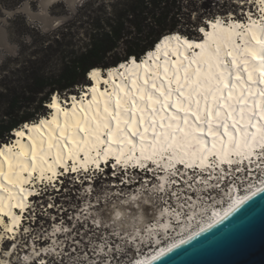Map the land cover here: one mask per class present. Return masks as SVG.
Listing matches in <instances>:
<instances>
[{"label": "snow or ice", "instance_id": "1", "mask_svg": "<svg viewBox=\"0 0 264 264\" xmlns=\"http://www.w3.org/2000/svg\"><path fill=\"white\" fill-rule=\"evenodd\" d=\"M119 2L122 0H104L108 17L115 18ZM83 3L0 0V45L12 54L17 44L30 47L19 39L10 45V31L21 37L41 30L46 33L57 25L62 29L66 17L78 14ZM243 3L233 0L226 7L239 15ZM255 6L262 15L252 19L249 12L246 24L219 17L203 27L197 24L196 31L204 37L201 43L180 29L162 34L147 59L138 63L136 57H128L133 70L119 65L129 75L117 69L122 82L112 92L99 94L104 97L102 106L96 101L91 114L83 111L74 118L73 112L70 117L53 103L51 107L64 117L62 124L55 121L58 135L53 136L52 121H42L49 135L46 140L30 137L27 156L23 151L12 153L11 148L7 153L0 150V191L14 188L18 193L7 211L5 198L0 197V264H146L134 259L139 245L152 243L159 229L166 234L174 223L180 225L202 215L207 202L215 200L213 192L219 195L231 185L225 193L231 199L230 192L253 174L262 177L260 184L264 185V0H255ZM191 19L196 20L195 12ZM152 23V17L145 20V25ZM124 25L121 47L139 35L131 14ZM103 30L112 35L111 20ZM161 52L163 60L158 55ZM170 53L175 59L169 58ZM90 75L99 81L101 72L95 69ZM33 128L38 130L37 125ZM130 166L143 175H132ZM106 169L119 184L139 182L140 187L127 199H120L122 191L109 193L98 183ZM35 172L41 187L34 191L23 185L32 184ZM22 173L28 176L22 177ZM147 173H153L156 180L145 179ZM256 192H264V187ZM30 197L36 199L29 201ZM249 199L248 195L235 197L223 216L213 213L219 219L207 228L227 219ZM81 200L84 207L77 203ZM144 205L159 210L158 216L151 217V226L144 222ZM69 208L76 211L69 213ZM130 209L136 210L131 217ZM53 221L48 232L45 225Z\"/></svg>", "mask_w": 264, "mask_h": 264}, {"label": "trees", "instance_id": "2", "mask_svg": "<svg viewBox=\"0 0 264 264\" xmlns=\"http://www.w3.org/2000/svg\"><path fill=\"white\" fill-rule=\"evenodd\" d=\"M183 1L192 2L122 0L114 9L115 18L108 17L104 7L94 10L93 5L88 4L83 11L90 22L89 27L81 28L75 24L77 21L68 22L51 36L52 41L36 30H33L35 35L17 37L30 47L20 46L18 56L9 58L0 69V145L13 138L11 132L14 129L45 116V103L53 94L58 93L63 98L87 84V74L91 69L118 67L128 62L129 56L140 58L153 48L154 42H160L162 34L176 29L189 38H198L200 35L196 28L197 24L204 25L202 16L194 23L193 32L179 27L182 21H191V17L183 12ZM129 14L135 19L139 35L126 47H121L119 37L125 31L124 21ZM148 17L153 18L151 25H145ZM109 20L112 35L103 30ZM80 33L86 36L81 45L76 42ZM56 56L59 59L53 65Z\"/></svg>", "mask_w": 264, "mask_h": 264}, {"label": "bare ground", "instance_id": "3", "mask_svg": "<svg viewBox=\"0 0 264 264\" xmlns=\"http://www.w3.org/2000/svg\"><path fill=\"white\" fill-rule=\"evenodd\" d=\"M242 7H244V11L245 12L246 11H250L251 14H255L254 12H259L262 15V13L259 11V8L255 6V1L254 0H246V2L243 3ZM244 16H245V14H244ZM220 18L225 19V17H222V16ZM229 18L231 19V16H228L226 18L227 21L230 20ZM235 18H238V17H235ZM235 18L233 17L229 23H237V22L238 23H243L241 19L237 20ZM252 19H258V17H256L254 15L252 17ZM244 24H246V21L244 22ZM206 31H211V28L210 29L206 28ZM198 34H200V33H198ZM200 36H201V39H195V42H197V43L203 42L204 37L202 35H200ZM195 51H199V49H196ZM158 55H160V59L161 60L165 59V57L163 56L162 52L158 53ZM169 58L175 59V57L171 56V53L169 54ZM145 59H147V58H145ZM137 62L140 63L139 60H137ZM124 63H126V62H123L122 64H124ZM149 63H151V61H149ZM125 65H126V68L129 69V71L133 70V69H131V66L128 65V63L125 64ZM126 68H119V72L124 73L125 76L129 75V71H126ZM108 69H110V70L107 71V73H105V74L102 73V71H100L101 72V76H100L99 81L93 79L90 76L93 79V81H94V86L93 87L90 86L91 88L89 87L88 90L83 91L82 92L83 93L82 96L79 97V96H76V95L72 94L71 96H73V97L71 98V101H70V99H68V98L67 99L59 98V95L55 94L56 96L53 97L54 99L52 98L51 100H54L53 103H57L60 108L67 110L69 112V116L70 117H72L73 112H75V114H76V116L74 118H79L82 115L83 111H87V112H89L91 114L92 110H94L96 108V106H97L96 101H99L101 106H102L104 97L100 96L99 94L101 92H105V93L112 92L114 85H119L122 82V78L119 75V73L117 72L118 67H113V68H108ZM137 71H142V70H137ZM88 81L91 82L89 77H88ZM105 81H107V83H105ZM124 82L126 83L127 81H124ZM93 89H95V92L93 91ZM51 105L49 107L50 108L49 109V113H50L49 116H43L37 122L28 123V125L26 126L27 129H25L22 126H21L22 129H20V128L16 129L15 130V135H12L13 136L12 141L2 144V146L0 147V150H3L5 153H7L8 149L11 148L12 153H19V152L23 151L25 156H27V154H28V146L31 143V141L29 139L30 137H37V138H41L42 137V138H44L46 140L48 135H49L48 127H44V126L41 125L42 121H52L53 123H52L51 127L53 129V136L55 137L56 135H58V129L56 128L55 121H59L62 124L63 120H64V117H63L62 113L58 115L57 114V109L54 108V107H51ZM69 122L71 123V120ZM33 125H37L38 126V130L34 129ZM18 132H23L24 135L23 136H18L17 135ZM209 139H211V138H209ZM136 155H139V152H137ZM47 159H48V163H52V158L51 157H48ZM111 159L112 158H110V160ZM0 160H3V157H0ZM80 160H83V154H81ZM67 163L71 164L72 162L71 161H67ZM37 167H39V162H37ZM177 167H181V166L178 165ZM6 168H7V164L5 163V169ZM188 171H189V174H190L191 170H188ZM21 175H22V177H26V176H28V173H22ZM31 175L33 177L32 184L31 185L30 184H24L23 186L25 188L32 187L34 191L38 190V186H40L41 183L36 179V177H38L39 173L35 172V173H32ZM159 175H164V173L160 172ZM145 177L146 178L147 177H151L153 179L152 182H154L156 180V177L153 175V173H152V176L146 175ZM148 180H150V179H148ZM5 186L8 187L6 182H5ZM123 186H125V185H123ZM261 187H264V185H262ZM253 192H256V189L248 191V192H245L243 194H237V196H240V197H243L245 195L252 196ZM132 194H134V193H132ZM9 195H11L13 197V199L11 201L9 199H7V197ZM17 195H18L17 190L14 189V188L11 189L10 192L0 191V197H4L5 198L4 201H3L4 210L5 211H7L8 206H9L10 203L11 204H15L16 203V199L15 198H16ZM237 196H235V197H237ZM235 197L232 198L231 200L235 199ZM125 198L126 197H120V199H125ZM35 199H36V197H30L29 201H32V200H35ZM230 204H228L227 206H223L222 208H220V210L216 211L215 213H218L219 216H223L225 211L229 208ZM125 206H128V205H122L121 207H125ZM12 210L19 214V209L13 208ZM129 214H132V212L130 210H129ZM25 215H27V214L25 213ZM158 215H159V212H158ZM219 216H217V217L212 216L209 220L204 221V222H202L201 225H197L196 226L195 222H196V220L199 217L197 215L196 218L194 220H191L190 223H185V226H184V228L182 230L184 232L181 234L182 236L181 237H177V238H173V239H171L172 241H170V242H166V240L168 241L169 238H172V236L174 234V228L175 227L173 226L172 228H169L167 230L166 234H165L164 229H159V235H156V236L153 237V242L152 243L142 244V245L146 246V249L147 248L151 249L153 247L154 248L150 252H148L147 254L141 255L136 260L145 261L146 264H149L150 262L156 260L160 256L164 255L165 253H167L170 250H172L173 248H175V247H172L173 244H176L178 246V245H180V243H179L180 240H182V239L183 240H189V237L194 238V237L198 236V235L193 236V234L196 233V232H199L201 228H207V224L211 223L212 220H214V219H219ZM192 225H195V226L192 228L191 227ZM214 226H215V224H214ZM189 227H191V228H189ZM209 229L210 228H207V230H209ZM206 231L200 232V234H202V233H204ZM142 235H143V233H142ZM163 239L165 241H163Z\"/></svg>", "mask_w": 264, "mask_h": 264}, {"label": "water", "instance_id": "4", "mask_svg": "<svg viewBox=\"0 0 264 264\" xmlns=\"http://www.w3.org/2000/svg\"><path fill=\"white\" fill-rule=\"evenodd\" d=\"M187 241L149 264H264V192Z\"/></svg>", "mask_w": 264, "mask_h": 264}, {"label": "rangeland", "instance_id": "5", "mask_svg": "<svg viewBox=\"0 0 264 264\" xmlns=\"http://www.w3.org/2000/svg\"><path fill=\"white\" fill-rule=\"evenodd\" d=\"M232 2H233V0H192V2H190V1H183L182 6H183V12L185 14L189 15L190 17L192 16V13L193 12L196 13V20H197V18L199 16H202V21L204 22V25H205L206 21L208 19H210L211 17L212 18H215L217 16H222V17L227 18L228 16H231L230 14H232L233 16L238 17V18L244 17L243 12L238 15L235 12H231V10L226 7L228 4H232ZM245 2H246V0H244V3ZM88 4H92L93 5V9L94 10H97L100 7H104L103 6L104 0H84V3L77 10L78 11V14H70V15H68L66 17L65 24L68 23V22L77 21V22H75V24L78 25L79 27H81V28L89 27V23L90 22L84 17V16H87V15H85L86 12L83 11V8L85 6H87ZM55 11H56V7L53 8V12L54 13H55ZM243 11H244V7H243ZM105 14H107V13L105 12ZM196 20L194 21V20L191 19V21L189 23L182 21L180 23V26L179 27L181 29H183V30H188V31H192L193 32V30L195 29L193 26H194V23L196 22ZM204 25H200V27L201 26H204ZM60 27H61L60 25H57L54 28H50L49 31L46 32V33L43 32L42 30L41 31H38V32H39V34L41 36H46V38H49V40L52 41V37L51 36L53 34H55V32L58 31V29ZM18 39L19 38H17V36L14 35V33L10 31V33H9V44L11 45V44L16 43V41ZM19 40H21V39H19ZM30 40L31 39H28V41H30ZM85 41H86V36L84 35V37L81 38V33L76 38V42L78 44H80V45H81V43H84ZM52 49H53V52H54L55 51V48L53 47ZM19 52H20V45L19 44H17V51H16L15 54H12L10 52L9 48L0 45V69H1L2 65L5 63V61H7L9 58H12V59L13 58H16L18 56ZM58 59H59L58 56L54 57L53 65H56V63L58 62ZM87 79H88V77H87ZM90 83L91 82L88 81L87 84H85L83 86H80V88L77 87L75 89L76 90V93H74L73 95L80 96L81 93H82V91H84L85 88H86V86H88ZM55 94H58V93H55ZM70 94L72 95V93H70ZM70 94H67V95L63 96V99H67V98L69 99ZM52 96H54V94ZM60 97L62 98V96H60ZM51 99H52V97L50 98V100L47 103H45L46 106L49 105ZM45 116H49V109H47V113H45ZM37 121H35V122H37ZM28 123H31V122H28ZM23 125H22V127H23ZM22 127H19V128L21 129ZM14 130H16V129H14ZM14 130L11 132V134L14 132ZM12 139H10L9 141H7L6 143L11 142ZM2 144L0 146H2ZM105 175L107 177H103L102 180L99 181L98 183H103L104 186H105V189L109 193H113V192H117V191H122L124 193V196L122 195L121 197H126L125 199H127L128 195L130 193L131 194H132V192L134 193L133 190H130L131 189L130 187H132V186H130V185L123 186V185L119 184V181L118 180L115 181L113 179V177L109 176L108 171H107V173H105ZM112 183L113 184H116V186L112 185ZM86 186L87 185H85V187ZM112 200L113 201H116V197H112ZM77 203L79 204L80 207H84L85 206L83 200L78 201ZM67 206H68L67 203H65V207H67ZM123 208L127 209L128 206H125ZM143 208L147 209V214L144 215V222H145V224L148 225L149 223L153 222L152 219H151L152 216H158L159 210H158V208H153L151 205H144ZM68 211H69V213H73L76 210L75 209H72V208H69ZM130 211L133 213L136 210L135 209H130ZM142 211L143 210H141V212ZM131 215L132 214H129V217H131ZM51 223H55V221L50 222L49 224H46L45 225V227L47 228L48 232H51L52 231V228L50 226ZM128 223H129V225H131L132 224V220L129 219ZM143 246L144 245H142V246L139 245V249H142V248L145 249L146 248V246H144V247ZM145 250H143V251H145ZM136 254L137 253L134 252V254H133L134 255V258L136 256Z\"/></svg>", "mask_w": 264, "mask_h": 264}, {"label": "built area", "instance_id": "6", "mask_svg": "<svg viewBox=\"0 0 264 264\" xmlns=\"http://www.w3.org/2000/svg\"><path fill=\"white\" fill-rule=\"evenodd\" d=\"M133 175H136L138 172L137 171H130ZM262 177H259L258 174H253V176L249 177L247 180H244L243 185L241 187L238 188V190H233L230 192V196L231 199L234 198L235 196H237V194H243L245 192L251 191V190H255L259 187H261L262 185L260 184V179ZM137 189V188H136ZM231 189V185H229L228 189H223V191L220 192L219 195L216 194V192H213V196L215 197V200H209L207 202L206 207V211L202 214V215H198V219L195 222V225H201L202 222L209 220L212 216L213 213H215L216 211L220 210V208H222L223 206H227L228 204H230L232 202V200L229 198V195H225V193H228ZM133 190L134 189H130ZM133 193V192H132ZM193 199H195V195L193 194ZM191 221H184L182 222L180 225H176L175 223L173 224L174 228V234L172 236V238H169V240L166 242H170L172 241L171 239L173 238H177V237H181L182 233L184 231L183 228L185 226V223H190ZM153 224V222L149 223V226H151ZM195 225H192L191 227L193 228ZM189 227V228H191ZM163 241H165L163 239ZM154 248V247H153ZM153 248L149 249V248H145V249H139L138 251H136V256L134 259H137L138 257H140L143 254H147L148 252H150ZM145 250V251H143Z\"/></svg>", "mask_w": 264, "mask_h": 264}]
</instances>
